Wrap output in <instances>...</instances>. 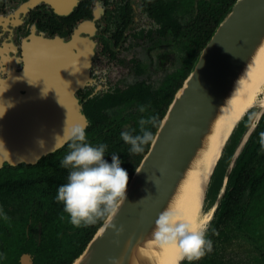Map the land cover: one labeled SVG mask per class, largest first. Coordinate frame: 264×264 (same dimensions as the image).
Segmentation results:
<instances>
[{
	"label": "flooded vegetation",
	"instance_id": "1",
	"mask_svg": "<svg viewBox=\"0 0 264 264\" xmlns=\"http://www.w3.org/2000/svg\"><path fill=\"white\" fill-rule=\"evenodd\" d=\"M211 6V0H0V77L31 70L32 75L42 74L40 79L48 81L60 78L62 69L64 73L73 69L82 80L73 97L87 120L85 130L99 114L108 115L115 124L122 122V130H129L136 121L132 117L144 113L140 106L158 110L171 92L173 100L197 46V41L187 36L193 12L210 11ZM122 67L129 73L117 78L114 72ZM62 86L52 88L70 87ZM263 119L262 107L254 106L235 127L225 148L227 157L220 158V190L215 196L213 188L206 197L210 211L220 205L217 202L226 191L230 174L250 146L255 130L264 127ZM66 145L33 163L0 167V174L13 170L0 192V264H40L41 253L66 250L65 236L61 239L59 231L48 229L53 223L45 218L53 214L43 212L38 182L24 181L18 174L22 169L31 171L42 158ZM263 153L261 144L258 154ZM262 192L264 187L255 199ZM246 193L237 233L254 243L264 264V201L253 209Z\"/></svg>",
	"mask_w": 264,
	"mask_h": 264
},
{
	"label": "water",
	"instance_id": "2",
	"mask_svg": "<svg viewBox=\"0 0 264 264\" xmlns=\"http://www.w3.org/2000/svg\"><path fill=\"white\" fill-rule=\"evenodd\" d=\"M263 39L264 0H237L176 92L154 136V143L127 186V200L114 220L116 228L123 226V232L117 234L103 222L72 264H109V258L118 259L119 264H135L136 250L150 248L158 214L168 206L226 103L235 80ZM61 73L60 78L51 77L45 82L40 79L41 73L36 77L31 70L0 77V114L4 113L0 117V167L5 163H33L63 146L65 141L56 135L63 134L65 121L86 127L87 120L73 97L82 84L80 74L73 69L70 73L62 69ZM64 82L70 87L52 88ZM36 85L39 90L35 89ZM41 85L50 87H39ZM239 121L224 142L206 182L202 212L212 175ZM39 140L44 143L39 145ZM222 197L223 194L217 204ZM215 209L210 211L212 216ZM148 260L141 258L139 264H150Z\"/></svg>",
	"mask_w": 264,
	"mask_h": 264
},
{
	"label": "trees",
	"instance_id": "3",
	"mask_svg": "<svg viewBox=\"0 0 264 264\" xmlns=\"http://www.w3.org/2000/svg\"><path fill=\"white\" fill-rule=\"evenodd\" d=\"M236 1L237 0H211L212 6L210 7V11L202 10L193 12L194 21L189 26L187 36L197 41V46L193 48L194 54L190 63L186 64L187 68L183 73V79L187 78L200 52L209 41L220 21L226 16ZM179 86L180 84L177 85V87ZM172 97L173 92L167 96L166 103L162 108L158 110L146 109L144 113L140 114V117H132L136 119V121L135 125L129 130H122V122L115 124L110 120L108 115L103 114H99L97 118L95 117L92 121V125L85 130L88 143L93 146H99L100 144L107 145L105 159L109 163H111V155L116 154L119 156L122 161L121 167L128 173V184L144 155L148 152L151 143L143 146L144 151L142 153L132 154L129 151L131 146L121 139V133L128 131L132 135H138L140 134V119L155 116L157 118V125L155 127L152 125L145 126L155 136L156 130L172 101ZM263 123L264 119L262 121V124ZM262 137H264V127H258L250 139V146L247 148V151L242 154L236 162L230 174L221 203L213 213L212 221L209 223L206 233V238L210 239L213 243V251L205 255L199 261L191 262V264H228V258L224 247L226 243L232 241V239L238 235L237 231H239V228L242 226L244 214L243 204H241L242 198L247 192L245 197L248 199L249 203L254 204L253 209H258L261 203H263L264 192L255 199L256 195H259L260 188L264 187V153L258 154V149L262 144ZM226 150L224 149L225 152L223 151L222 153L223 157L222 155V158L220 157L221 161L227 157L228 152ZM67 152L68 147L66 145L57 152L42 158L37 164V168L31 167L29 169L31 171H26L28 170L27 168L20 170V173L18 172L19 175L23 176L24 181L38 182L39 198L44 200L41 201L44 203L43 207L45 208L43 212L47 211L53 214V217L45 218L49 223H53L49 224L48 229H52L56 233L59 231L61 233L60 238L62 239L63 236H65V239H67L65 251L41 253L40 264H72V262L84 251L97 229L103 224V221H99L88 227L76 228L69 222V217L68 214L64 212L63 204L56 201L55 197L58 188L67 183L69 170L61 167V160ZM227 161L228 160H226V162ZM220 164L219 159L209 184L207 192L208 197L210 195V190L213 188L215 189V196L220 190L222 180H219L217 177ZM23 166L28 165L24 164ZM12 171L13 170L7 173L5 170H2L0 174V192L2 191L3 182L10 179ZM213 198L214 197H212V201ZM210 206L211 202L207 203L204 206L205 211L209 210L208 208ZM61 217H63V219ZM55 223H59L60 225H56ZM182 264H189V262L184 260Z\"/></svg>",
	"mask_w": 264,
	"mask_h": 264
},
{
	"label": "clouds",
	"instance_id": "4",
	"mask_svg": "<svg viewBox=\"0 0 264 264\" xmlns=\"http://www.w3.org/2000/svg\"><path fill=\"white\" fill-rule=\"evenodd\" d=\"M139 111L145 112L146 108L140 106ZM3 115L0 114V117ZM146 125L155 127L157 118L149 116L140 119L138 135L128 131L121 133V139L131 146L130 153H142L144 145L154 143V135ZM56 137H61L67 143L68 152L61 160V167L68 169L69 173L67 183L58 188L55 199L63 204L69 222L81 228L103 221L105 227L114 229L117 234L123 232V226L116 228L114 220L127 200L129 177L121 167L119 156L111 155L109 163L105 159L107 145L93 146L88 143L85 127L80 124H68L65 121L63 134ZM38 143L42 145L44 141L39 140ZM261 143L264 146V137ZM209 223L205 219L194 226L190 221L180 218L174 205L169 204L158 214L152 238L161 247L176 248L177 264L184 260L191 264L213 251L212 241L206 238ZM109 264H119V261L109 258Z\"/></svg>",
	"mask_w": 264,
	"mask_h": 264
},
{
	"label": "bare ground",
	"instance_id": "5",
	"mask_svg": "<svg viewBox=\"0 0 264 264\" xmlns=\"http://www.w3.org/2000/svg\"><path fill=\"white\" fill-rule=\"evenodd\" d=\"M62 85L68 86L66 83ZM257 102L264 107V39L235 80L226 103L202 142L203 146L184 172L170 199L169 204L174 205L180 218L190 221L194 226L197 222L211 219V212L202 215L206 182L232 128ZM149 245V249L139 247L136 250L135 264L146 257L150 264H177L175 247H161L154 241Z\"/></svg>",
	"mask_w": 264,
	"mask_h": 264
},
{
	"label": "rangeland",
	"instance_id": "6",
	"mask_svg": "<svg viewBox=\"0 0 264 264\" xmlns=\"http://www.w3.org/2000/svg\"><path fill=\"white\" fill-rule=\"evenodd\" d=\"M114 73L118 78V76L121 77L122 74L125 75L129 71L125 67H122V69L119 68V71L116 69ZM259 106V103H256V109ZM208 213H210V210L205 211L203 208L202 215ZM224 249L228 258V264H263L260 260V254L255 249L254 243L241 235L236 236L232 241L226 243Z\"/></svg>",
	"mask_w": 264,
	"mask_h": 264
}]
</instances>
